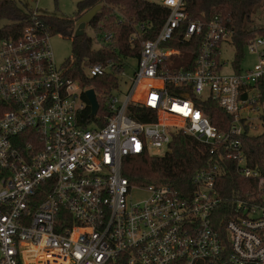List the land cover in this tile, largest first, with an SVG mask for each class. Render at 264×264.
<instances>
[{"label":"built area","instance_id":"obj_1","mask_svg":"<svg viewBox=\"0 0 264 264\" xmlns=\"http://www.w3.org/2000/svg\"><path fill=\"white\" fill-rule=\"evenodd\" d=\"M189 1L154 0L166 20L153 39L134 35L137 66L131 77L119 72L105 116L99 107L90 116L88 90L55 63L37 23L0 37V264H264V171L247 165L242 142L264 131V37L244 49L251 69L232 62L234 73L222 75L230 33L217 19L188 20ZM194 39L191 69L167 67L182 56L170 43ZM110 69L95 64L87 75ZM205 100L231 118L225 130L210 123ZM177 135L195 141L205 161L193 191L130 185L125 163L164 157ZM228 163L253 187L218 220Z\"/></svg>","mask_w":264,"mask_h":264},{"label":"trees","instance_id":"obj_2","mask_svg":"<svg viewBox=\"0 0 264 264\" xmlns=\"http://www.w3.org/2000/svg\"><path fill=\"white\" fill-rule=\"evenodd\" d=\"M263 3L264 0H190L186 13L188 20L207 24L217 19L225 27L234 48L232 62L238 68L247 44L256 36L264 37V27L252 25L255 10ZM96 6H100V10L87 26L90 34L75 37L76 21ZM166 17L167 11L154 0H80L71 18L41 15L35 19H32V10H23L16 1L0 0V23L8 22L0 28V37L19 34L24 28L34 27L37 23L40 32L70 41L71 56L65 61L68 77L82 89L95 92L99 115L105 116L108 115L106 99L119 85V72L124 70L128 59H139L140 42L134 35H140L142 41L153 39ZM109 35L111 39L106 40ZM199 42L198 39L185 45L171 42L172 46L182 50V56L166 63V66L174 70H190ZM95 64H110L111 72L98 78L88 77V68ZM202 104L201 108L210 123L219 131L225 130L231 118L211 100H205ZM88 116L89 108L86 109L85 118L89 119ZM242 142L247 165L264 171V131L259 136L243 137ZM204 165L197 143L177 135L170 153L161 158H131L124 165L123 175L130 185L166 186L182 195H189L193 191L192 178ZM228 169L219 180L222 203L217 209L218 220L227 218L231 209L230 200L238 195V191L253 187L251 180L236 175L233 163H228ZM230 254L226 243L224 255L229 257Z\"/></svg>","mask_w":264,"mask_h":264},{"label":"rangeland","instance_id":"obj_3","mask_svg":"<svg viewBox=\"0 0 264 264\" xmlns=\"http://www.w3.org/2000/svg\"><path fill=\"white\" fill-rule=\"evenodd\" d=\"M17 5L23 10H37L40 15L55 16L60 18H71L76 13V4L80 0H14ZM8 22L0 23V28ZM252 25L254 27H264V3L258 6L255 14L252 17ZM85 33L90 34L86 27ZM50 48L53 52L54 61L57 65H62L71 56V43L68 40L62 39L60 36H52L49 40ZM234 48L231 41L224 42L220 52V63L222 65V75H232ZM256 63L254 56L244 51L243 60L240 64L242 70L251 69ZM137 66L135 59H128L127 65L124 68L126 77H131L134 69ZM124 86H122V89ZM260 133V132H259ZM138 196V194H137Z\"/></svg>","mask_w":264,"mask_h":264},{"label":"water","instance_id":"obj_4","mask_svg":"<svg viewBox=\"0 0 264 264\" xmlns=\"http://www.w3.org/2000/svg\"><path fill=\"white\" fill-rule=\"evenodd\" d=\"M100 10V6H96L87 13H85L80 19L76 21L77 29L74 33L75 37L83 36L86 27L91 23L95 14ZM86 99L90 105V116H94L98 111V103L93 90L85 92Z\"/></svg>","mask_w":264,"mask_h":264}]
</instances>
